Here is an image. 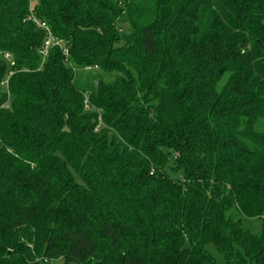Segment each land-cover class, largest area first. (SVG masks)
<instances>
[{"label": "trees", "instance_id": "trees-1", "mask_svg": "<svg viewBox=\"0 0 264 264\" xmlns=\"http://www.w3.org/2000/svg\"><path fill=\"white\" fill-rule=\"evenodd\" d=\"M209 244L264 264V0H0V264Z\"/></svg>", "mask_w": 264, "mask_h": 264}, {"label": "built area", "instance_id": "built-area-1", "mask_svg": "<svg viewBox=\"0 0 264 264\" xmlns=\"http://www.w3.org/2000/svg\"><path fill=\"white\" fill-rule=\"evenodd\" d=\"M29 20L33 21L35 24H37V26H39L40 28H42L43 30L46 31L47 33V38L45 39L41 49L39 50V55L41 57V66L40 69L43 68V65L45 64L49 52L51 50L52 47L58 46L62 48V42L55 39L51 33V30L49 28V26L44 23V22H40L39 20H37L35 17L31 16L29 18ZM64 54L67 56V50H64ZM2 58L4 61L7 62L8 64V68H9V72L7 74V77L5 78V80L2 83V86H4L6 89H8L9 87V81L11 79V77L16 73L15 67H16V63L15 61L12 59L11 55L9 53H5L2 55ZM87 71H90V69H87ZM9 94V92H8ZM85 104H86V108L89 109V102H88V97L86 96L85 99Z\"/></svg>", "mask_w": 264, "mask_h": 264}, {"label": "rangeland", "instance_id": "rangeland-1", "mask_svg": "<svg viewBox=\"0 0 264 264\" xmlns=\"http://www.w3.org/2000/svg\"><path fill=\"white\" fill-rule=\"evenodd\" d=\"M121 1L123 3H126L127 0H121ZM126 20H127V18L125 17L121 21L122 23H120V25L123 26L124 28H127ZM75 179L77 181H80L79 178L76 176H75ZM246 220L250 224L252 232L257 233L260 231L261 226H262V222L259 219H246ZM207 250L213 256V258L216 260L217 264H226L224 258L222 257V255L219 254V252L217 251L216 247L213 244H209L207 246ZM61 263H62L61 259L55 260L53 262V264H61ZM73 264H76V263H73Z\"/></svg>", "mask_w": 264, "mask_h": 264}]
</instances>
